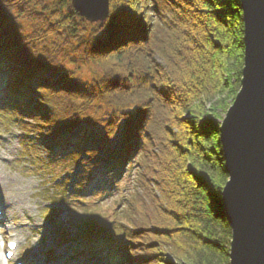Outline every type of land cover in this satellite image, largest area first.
<instances>
[{"label":"trees","instance_id":"trees-1","mask_svg":"<svg viewBox=\"0 0 264 264\" xmlns=\"http://www.w3.org/2000/svg\"><path fill=\"white\" fill-rule=\"evenodd\" d=\"M20 4L4 0L6 14L37 26L31 35L16 22L8 27L0 110L20 128L24 149L38 155L40 144L53 152V129L69 120L114 133L126 127L125 113L134 114L122 144L102 155L56 150L85 169L77 179L84 190V182L96 176L115 181L126 175L127 166L136 174L132 194L123 198L129 208L126 250L136 264H175L173 258L180 264H229L232 231L222 205L228 175L219 130L221 112L241 87L240 0H125L141 26L102 46L95 39L98 26L70 0L52 6L30 0L28 13L19 11ZM21 47L58 64L64 86L43 94L25 91L16 78ZM64 59L94 64L102 76L85 81L63 69ZM52 202L69 209L64 199Z\"/></svg>","mask_w":264,"mask_h":264},{"label":"rangeland","instance_id":"rangeland-1","mask_svg":"<svg viewBox=\"0 0 264 264\" xmlns=\"http://www.w3.org/2000/svg\"><path fill=\"white\" fill-rule=\"evenodd\" d=\"M54 2L56 0H46L51 6ZM17 20L24 25V33H30L37 26L28 18ZM72 59H64L63 69L74 70L85 81L102 76L96 65L73 62ZM8 115L11 114L0 110V180L7 181L0 186V242H18L14 261L21 259L28 264H37V261L40 264H136L129 248L126 250L128 237L123 230V224L129 220L127 200L123 198L132 194L136 174L134 178L127 166L126 175L117 176L115 181H111L108 174L96 176L89 179V183L84 182L89 184V190H84L82 182L77 180L85 173L82 165L40 144L36 151L38 155L32 154V148L25 150L20 128L9 118L7 121ZM224 116L221 112V117ZM78 194L85 197L80 198ZM63 199L73 210L72 217L63 212L54 219L44 216L56 207L52 200ZM73 217H82L83 222L103 227L77 230L70 227ZM34 242L40 244L39 249L30 247ZM0 248V264H3L4 252ZM172 261L180 264L174 258Z\"/></svg>","mask_w":264,"mask_h":264},{"label":"water","instance_id":"water-1","mask_svg":"<svg viewBox=\"0 0 264 264\" xmlns=\"http://www.w3.org/2000/svg\"><path fill=\"white\" fill-rule=\"evenodd\" d=\"M100 26V19L86 16ZM244 23L241 87L220 126L228 180L222 205L231 227L229 264H264V0H240Z\"/></svg>","mask_w":264,"mask_h":264},{"label":"snow or ice","instance_id":"snow-or-ice-1","mask_svg":"<svg viewBox=\"0 0 264 264\" xmlns=\"http://www.w3.org/2000/svg\"><path fill=\"white\" fill-rule=\"evenodd\" d=\"M30 0H21L19 11L28 13V3ZM125 0H76L77 7L86 15L93 18H99L101 23L95 31V39L98 45H104L113 38L122 33L134 31L141 24V18L127 12L124 8ZM12 22L19 24L22 32L24 25L20 23L16 15L6 14L4 0H0V91L3 89V62L7 43V31ZM31 35V33H29ZM36 43H39L37 41ZM32 51H36L35 47ZM16 78L19 85L33 94H43L45 89L54 86H64L61 84L63 79L62 68L48 59H40L39 55L32 56L21 47L19 50V63L16 68ZM127 119L124 121L126 126L120 132H109L103 128L90 123L89 121H67L66 123L53 129V139L49 146L52 150L57 148H68L72 151L92 152L102 155L122 144L123 137L127 131L134 126L136 117L132 113H125ZM90 150V151H89ZM2 162V161H0ZM7 175V173H3ZM7 183L6 180H0V186ZM59 212L65 216L72 217V213L67 209H62L59 205L52 208L51 213L45 212L44 216L54 219ZM70 227L77 230H86L90 227L102 229V225H90L83 222L82 217H73ZM39 239V238H37ZM11 249L17 248V244H10ZM34 250L39 249L40 244L31 245ZM11 256V253H6ZM37 264H40L37 261Z\"/></svg>","mask_w":264,"mask_h":264},{"label":"bare ground","instance_id":"bare-ground-1","mask_svg":"<svg viewBox=\"0 0 264 264\" xmlns=\"http://www.w3.org/2000/svg\"><path fill=\"white\" fill-rule=\"evenodd\" d=\"M19 203H21V201ZM17 206H21V205L17 204ZM17 249H18V247L16 248V250ZM0 255H1V252H0ZM1 259H2V257H1ZM1 262H2V260H1Z\"/></svg>","mask_w":264,"mask_h":264}]
</instances>
